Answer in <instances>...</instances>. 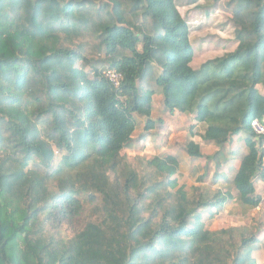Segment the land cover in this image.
<instances>
[{"label":"trees","instance_id":"1","mask_svg":"<svg viewBox=\"0 0 264 264\" xmlns=\"http://www.w3.org/2000/svg\"><path fill=\"white\" fill-rule=\"evenodd\" d=\"M221 1L237 45L194 69L176 0H0V264H256L258 229L204 221L234 199L258 208L264 179L249 126L264 120V0ZM154 98L200 126L183 146L192 161L207 167L241 138L230 186L188 194L169 153L146 160L144 176L127 165L136 117L140 145L163 126ZM195 136L217 151L204 157Z\"/></svg>","mask_w":264,"mask_h":264},{"label":"rangeland","instance_id":"2","mask_svg":"<svg viewBox=\"0 0 264 264\" xmlns=\"http://www.w3.org/2000/svg\"><path fill=\"white\" fill-rule=\"evenodd\" d=\"M176 7L188 23L189 38L193 49L191 66L194 69L208 59L219 57L235 49L237 44L230 20L232 12L223 1L176 0ZM152 119H161L163 122L162 128H157L158 136L149 138L148 134H145V142L140 145L138 138L144 135V120L136 117L137 129L133 135V145L121 152L124 161L139 176H144L147 172L144 165L146 160L162 156L165 153L174 156L186 155L183 146L189 139L192 125H196L191 116L178 113L169 114L159 98H154ZM196 127L197 134H199L201 128L199 125H196ZM192 141L200 145L204 157L211 156L217 151L214 146L203 144L199 136L192 138ZM232 151L235 152L233 157L231 155ZM245 152L244 143L240 138L228 144L222 150L220 159L215 158V162H211L207 167L205 166V158L197 161L186 159L183 164H179V172L174 177L177 186L184 187L185 191L190 194V189L194 186L209 187L213 191L221 188L220 185L225 184V181L228 185L236 171L237 162L239 163ZM60 156V154H56L55 166ZM225 159H228L227 163L224 162ZM232 159L234 160L232 161ZM217 161H220V165L216 169L215 163ZM204 174L206 175L205 178H203ZM219 174L224 178H221L216 185H212V177ZM256 194L263 201L258 208L244 212V208H238V206L233 205L234 202H229L226 204L225 209L220 211L213 219L208 220L204 216V221L211 231L240 226L251 228L254 231L258 229L257 237L260 243L256 246L253 256L256 264H264V179L257 184ZM85 209L88 216L93 214L91 207L86 206ZM60 233L61 237L65 239L71 236L69 231H61Z\"/></svg>","mask_w":264,"mask_h":264},{"label":"built area","instance_id":"3","mask_svg":"<svg viewBox=\"0 0 264 264\" xmlns=\"http://www.w3.org/2000/svg\"><path fill=\"white\" fill-rule=\"evenodd\" d=\"M105 78L113 87L118 88L120 84V75L112 70H106L102 73ZM251 132L257 137L261 138L264 144V120L252 119L249 123Z\"/></svg>","mask_w":264,"mask_h":264},{"label":"crops","instance_id":"4","mask_svg":"<svg viewBox=\"0 0 264 264\" xmlns=\"http://www.w3.org/2000/svg\"><path fill=\"white\" fill-rule=\"evenodd\" d=\"M243 156H244V155H243ZM243 156H242V158H243ZM176 158L179 160V163H182V164H183L184 161H186V159H189L186 155H181V154H180V155H177ZM242 158L240 159L239 163L237 162L236 170L238 169L239 164H240ZM189 160H190V159H189ZM194 170H195V169H194ZM220 186H221V188H223V185H222V184H221ZM234 201H235V199H234ZM234 201H233V202H234ZM261 202H263V201L261 200ZM233 205L238 206V208H240L239 204H238L236 201L234 202Z\"/></svg>","mask_w":264,"mask_h":264}]
</instances>
